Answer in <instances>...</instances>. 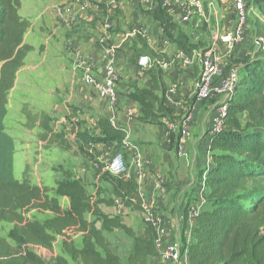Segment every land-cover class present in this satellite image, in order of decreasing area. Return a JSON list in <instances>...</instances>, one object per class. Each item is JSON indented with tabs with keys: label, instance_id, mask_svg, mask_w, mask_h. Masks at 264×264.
Returning <instances> with one entry per match:
<instances>
[{
	"label": "trees",
	"instance_id": "trees-1",
	"mask_svg": "<svg viewBox=\"0 0 264 264\" xmlns=\"http://www.w3.org/2000/svg\"><path fill=\"white\" fill-rule=\"evenodd\" d=\"M254 5L264 11V0H254ZM21 7V0H0V223L13 225L8 237L0 231V264H149L158 256L155 230L145 225L150 239H142L121 216L104 213L100 206L112 207L114 199L91 195L72 174L58 184L55 196L49 188L15 177V142L6 132L5 121L9 95L34 50L24 43L30 23L20 16ZM152 16L163 23L177 50L189 53L201 48L190 42L168 12ZM147 73L153 80L152 90L136 89L129 97L141 105L142 123L159 125L161 119H173L174 109L166 104L161 72L151 66ZM244 114L246 124L241 119ZM45 128L52 133L48 125ZM127 137L125 128L116 127L106 117L98 119L94 134H78L82 143H115L121 152H125ZM171 141H175L174 134ZM209 151L214 167L198 179V185L204 183L207 188L206 206L197 217L193 242L188 246L190 264H264V237L260 235L264 228V58L244 63L229 101L226 130L213 138ZM106 181L124 208L143 212L134 173L129 179L112 176ZM60 198L69 200L68 209L61 206ZM32 210L51 217L31 219L26 214ZM115 232L124 233L132 242L127 263L107 239L106 235ZM58 237L65 238L63 251L68 257L57 256L48 263L35 253V248L53 252Z\"/></svg>",
	"mask_w": 264,
	"mask_h": 264
},
{
	"label": "crops",
	"instance_id": "crops-1",
	"mask_svg": "<svg viewBox=\"0 0 264 264\" xmlns=\"http://www.w3.org/2000/svg\"><path fill=\"white\" fill-rule=\"evenodd\" d=\"M82 1H21L22 7L19 14L30 22L24 43L34 48L25 63L31 55H37L41 43L44 42L41 36H46L47 56L50 57L55 52L53 62H59L61 56L56 42L65 45L64 52L67 58L63 55L62 60L68 59V63H63L61 66L54 64L52 65L54 70L61 74L66 73V77L71 81L70 90L72 92L79 87L82 89V93H77V97L85 118L92 122L91 125L95 126L100 117H106L116 127H123L127 130L125 154L129 171L132 174L136 172V160L143 162V179L140 187L145 192L144 200L156 208L159 215L167 222L169 239L181 246L186 254L187 264H190L188 246L193 242L196 224L193 225L189 221L188 206L199 198L198 179L200 175L214 167L212 158L205 155L207 147L204 146L202 140L209 130V117L215 108L213 107L212 111L210 108H204V102H198L196 99L197 84L202 72L201 55L204 50L205 52L213 50L214 56L220 60L224 68L230 60L241 57L238 56L239 52H234L233 49L219 41V36L232 28L234 9L229 0L221 3L215 0L212 4L213 11L216 14L220 13L225 26L221 31L218 30L216 33L214 31L208 45L197 51L185 53V58L190 60V64L187 65L184 57L179 55L182 51L177 50L176 46L169 41L165 31H151V27L144 23L146 21L144 18L149 16L142 13V10L149 11L148 6L154 3L152 0H89L91 3L87 4L86 8L82 7ZM63 8H70L72 13L60 20L56 12ZM155 12L160 11L157 9ZM172 16L174 22L177 23L181 13L177 11ZM111 19L115 26L108 45L116 50V66L122 76L118 89L119 97L115 104L101 101L93 95L90 89L83 84L81 70L76 69L81 56L90 58V61L100 71L105 55L103 47L98 45V39L103 34L101 23ZM140 21L143 22L136 24H139V30L143 31V35L139 31L140 33H137L139 35L129 36L134 31L135 22ZM180 26L185 29L187 25ZM45 29L50 32L43 35L42 30L45 31ZM142 55H149L152 59V66L161 72L159 75L166 88V104L174 109L172 120L178 122L186 110L193 111L194 118L190 126L188 141L181 143L179 136L174 134L175 141L172 143L167 119H161L159 125L141 122V105L129 96L136 89L152 90L153 88V80L147 71L138 68L137 56ZM263 58L264 56L259 55L251 58V61ZM74 85L77 89L73 87ZM172 88H175L174 95L171 94ZM168 97H174L173 101L177 107L167 102ZM178 103H182L183 106H179ZM95 133L98 136L101 135L100 131ZM83 145L91 155L88 159L85 154L84 162L91 163L92 170L86 168L81 171L80 169L82 177L77 178L82 180L91 195L100 199L115 200V205L112 207L100 206L104 213L121 216L123 222L131 227L138 237L149 240L150 234L137 215L142 212L124 208L113 193L111 184L106 181L105 176L109 165H103L101 168L97 163L92 164V161L103 163L106 156L116 155L115 143L95 145L83 143ZM179 147L184 148L188 155L187 158L180 156ZM91 182L96 184L93 194L88 189V184ZM149 264L169 263L163 262L157 256L151 258Z\"/></svg>",
	"mask_w": 264,
	"mask_h": 264
},
{
	"label": "rangeland",
	"instance_id": "rangeland-1",
	"mask_svg": "<svg viewBox=\"0 0 264 264\" xmlns=\"http://www.w3.org/2000/svg\"><path fill=\"white\" fill-rule=\"evenodd\" d=\"M152 2L154 3L148 6L149 11L145 12L142 10V13L149 16L144 18L146 20L144 23L151 27V31H164V25L152 17L157 9L160 12L164 11V9L160 3L158 5L156 4L158 0H152ZM202 2V10L205 15L194 14L184 29L189 36L190 42L198 46L200 45L201 48L208 45L214 31L215 33L218 30L221 31L225 26V22L221 19L220 13L216 14L213 11L212 4L215 3V0H202ZM230 3L234 9V5L232 2ZM247 6L250 11L247 39L233 48V51L239 52L238 56L241 57L230 60L229 64L225 67L226 73L235 70L240 74L245 62L249 61V59L251 60L253 57L263 56L257 40L260 36L264 38V11L262 12L254 5V0H247ZM66 9L63 8L62 10ZM176 10L178 9L174 8L171 13H174ZM235 16L236 12L234 9L231 30L235 25ZM143 21L135 22V26H133L134 31L140 29L139 24L136 23H142ZM46 32L50 31L46 29L45 31L42 30L43 35H46ZM45 37H40L44 38V42L41 43L38 53H36L37 55H31L27 63H25V66L18 73L16 85L9 95L8 116L5 125L6 132L15 142V177L20 181L27 178L34 185L49 188L52 190L51 196H55L54 190L59 183L66 179L68 174H72L76 178H81L80 169L81 171L86 168L92 170L91 163L84 162L85 154L88 159L91 155L78 139V134L82 131H89L91 134H94L95 126L91 125L92 122L88 118H85L84 111L80 107L77 93H82V89L80 87L77 89L74 85L73 87L77 90L72 92L70 90L71 81L66 77V73L61 74L55 71L52 66L54 64L61 66L63 63H68V59L62 60L63 55H65V45H62L61 42H56L58 49L61 51V56H57L60 58L59 62H53L55 52L50 57L47 56ZM203 55L201 56L203 57ZM137 58L139 57L137 56ZM77 79H79L78 76ZM221 102L222 99L212 98L203 103V106L207 109L210 108L212 111L213 107H218ZM241 119L243 124H246L247 116L245 114L242 115ZM46 125L53 130L52 133L48 132L45 128ZM55 141L58 143H55ZM120 152L117 151L116 155ZM120 154L123 155L127 166H129L125 152H121ZM205 155H208L207 150ZM114 156H106L103 159V163L92 161V164L97 163L101 168L103 165L108 166ZM105 178L109 180L112 176H109V172H107ZM88 189L93 194L96 189V184L91 182L88 184ZM60 203L64 209L69 208V200L60 198ZM153 209L160 216L157 212L158 210L156 208ZM137 215L140 217L139 220L144 223V214L140 213ZM26 216L38 221H44L51 217V214H43L32 210L27 212ZM161 218L163 219V217ZM12 228V224L0 223V231L4 237H8ZM106 236L112 249L127 263L132 242L122 232H115L114 234ZM75 239L76 242H80L79 237L75 236ZM64 240V237H58L54 244L53 252L40 248H35L34 251L46 262L53 263L57 256L63 255L68 257L63 251Z\"/></svg>",
	"mask_w": 264,
	"mask_h": 264
},
{
	"label": "built area",
	"instance_id": "built-area-1",
	"mask_svg": "<svg viewBox=\"0 0 264 264\" xmlns=\"http://www.w3.org/2000/svg\"><path fill=\"white\" fill-rule=\"evenodd\" d=\"M229 1L234 5L236 12L235 25L232 30L222 33L219 36V41L233 49L245 41L250 23V11L247 6V0ZM89 3H91L89 0H83L82 7L86 8ZM158 3H160L164 11L169 14L174 10V8H177L178 10L175 12L179 11L181 13V17L177 23L183 26L188 25V22L194 14H204V11L202 10V0H158L157 5ZM71 13L72 10L70 8H67L66 10L60 9L56 12L57 17L60 20H63ZM174 13H171V16ZM101 25L103 34L100 39H98V45L103 47L105 55L100 71H98L96 65L90 61V58L81 56L79 58V62L77 63V69L81 70L83 84L86 88L90 89L93 95L101 101L115 104L118 101V89L122 81L121 73L116 66V50L108 45L115 25L112 19L106 20L101 23ZM139 31H141V34L143 35L142 30H135L131 32L129 36L139 35L137 34L140 33ZM257 42L260 44V51L264 56V38L260 36ZM179 55L184 57L187 65L190 64V60L185 58V52H180ZM137 65L140 70L147 71L152 66V59L148 55H142L138 58ZM201 68V77L197 84V101L205 103L212 98L222 99V102L211 114L209 131L202 140L204 142V146L207 147V154L209 155V158H211L209 149L213 138L226 130V118L229 111L230 96L233 95L236 89L239 81V74L235 70L226 73L225 68L220 63V60L214 56L213 50L205 52L203 57L201 56ZM174 93L175 88H172L171 94L174 95ZM173 100L174 97H168L167 102L176 106ZM178 105L183 106L182 103H178ZM193 116V111L186 110L178 122L167 119L170 134L178 135L181 143L188 141L190 138V126L194 118ZM120 153L117 154L119 155L118 157L115 155L112 159L108 166V172L114 177L127 179L131 177L132 173L129 171V167L122 155L123 153ZM179 154L183 158L187 157V153L182 147H179ZM143 167V162L141 160H136V172L134 175L139 184L140 198L143 201L142 213L144 214V223L145 225L153 228L156 232L158 257H160L163 262L169 264H187L186 254L182 250L181 246L169 239V229L167 223L160 216H158L153 207L144 200L145 193L140 187L143 179ZM202 179H205V175L202 176ZM198 189L199 198L188 206L189 221L193 225L196 224L197 217L206 206L207 188L205 184H200ZM260 235L264 237V228L260 232Z\"/></svg>",
	"mask_w": 264,
	"mask_h": 264
}]
</instances>
